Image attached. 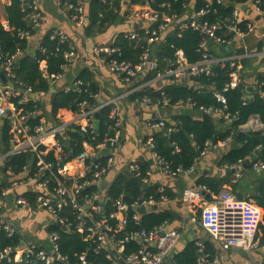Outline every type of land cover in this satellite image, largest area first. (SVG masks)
<instances>
[{"label": "built area", "instance_id": "obj_1", "mask_svg": "<svg viewBox=\"0 0 264 264\" xmlns=\"http://www.w3.org/2000/svg\"><path fill=\"white\" fill-rule=\"evenodd\" d=\"M136 1V2H134ZM207 4L204 8L192 13L187 21L180 23L182 29H192L201 37L200 48L202 50L201 59L195 64H188L181 52H177V65L165 71H159L158 63L153 54L152 47L159 44L161 37L169 30L170 26L175 22V15H168L164 11L153 7V0H124L125 15L124 20L130 25V28L124 32L128 40L138 38L136 29L143 32L146 42V48L139 58V62L133 64L126 60H118L113 56L119 51L118 48L107 46H94L92 52L104 56L107 69L110 73L118 75L125 84L131 87L122 95L111 100L99 102L97 106L87 107L86 102L79 104V111H69V118L59 120L52 127L48 125L46 119L41 117L39 124L32 129L27 124L29 116L36 115L34 112H25L22 108L27 99L32 97L43 98L44 93L33 91L31 87L15 78L13 72L20 51L6 57L0 63V71L6 78V83L0 79V118H6L10 122L11 146L6 153L0 154V165L3 164L7 157L21 152H30L37 160V170L33 174H29L26 170L21 178L12 177L8 181L7 187L1 190L0 199L5 200L7 196H11L14 203L21 208L37 207L48 213L53 223H61L65 225L57 216L63 207L71 205L78 213V222L76 230L79 233L86 234V240L94 244L93 252L97 254L99 251L108 252L106 259L110 264H175L172 260V251L180 239V232L169 229L167 224H161L150 230L139 229L129 232L122 240L114 239V232L122 230L126 226V212L128 207L120 200L114 202V210L106 217L99 220H93L91 214L77 202V196L88 186H98L105 180L113 165L112 151L118 146L120 141L121 119L119 117L118 103L120 99L129 97L131 94L139 92L145 88L158 84L166 77H174L177 83L184 80H193L194 77L204 75L210 77L215 67L224 69L228 78V83L223 91L235 89L238 86L252 87V93H256L264 100V91L261 89L262 83L258 80V76L264 77V40L260 45L256 42L250 44L247 37L257 27V21L251 17V14L257 17L258 22L264 27V0H247L244 4H236L232 0H206ZM21 6H27L32 12L31 17L36 20L39 18L38 7L29 0H19ZM230 2L234 3L232 13L229 17L219 20L216 23H209L200 20L209 13L213 3L217 5H226ZM63 11L67 14L70 22L75 28L84 30L87 24L86 0H60ZM162 7H169L162 4ZM160 6V7H161ZM243 7V9H242ZM247 14V15H246ZM135 24H141L134 28ZM244 24L245 28L240 25ZM153 26L156 28L153 29ZM5 30H9L8 24L3 25ZM28 32H20L19 36H27ZM229 38H228V37ZM51 38H58L60 42H67L69 50L64 53L65 63L62 70L65 72L73 60L75 59V44L63 32L54 30ZM224 48H229L226 52ZM253 63L259 70L250 76L247 74L248 63ZM155 71L156 75L152 79L141 80L140 76L146 72ZM262 71V72H261ZM262 74H261V73ZM63 74L56 75V81L62 78ZM81 84L80 81H73L70 85L65 86L62 90L68 92L70 89H76ZM251 93V94H252ZM251 94L246 90L241 97L243 104L251 99ZM213 96L216 102L221 106L219 108H197V114L210 115L215 120L222 118L225 126H229L234 121V116L224 112L226 108V99L223 93L214 91ZM94 98L99 99V94H94ZM155 110L156 113L170 110H192L194 104L190 99L186 101L180 100L176 104L171 105L170 100L162 95L161 98L151 102L150 98L144 96L138 101ZM105 106H111L112 109L108 118L113 122L114 131L111 135L106 136L103 140L96 142L94 129V115ZM56 118L58 119V113ZM146 126L150 129L164 128V121H148ZM175 126V125H173ZM75 127L81 134L87 135L92 143H84L83 150L75 156H71L68 161H63L66 155V149L62 140L57 136L63 134L69 128ZM242 132H263L264 124L257 115L250 119L242 126ZM174 131L173 127L167 128V134ZM50 138L51 142L47 139ZM232 143L230 138L224 141L212 144L206 142L203 149L199 153V157L203 156L206 151L211 148L218 150H226ZM144 145L151 152L152 157L158 162L163 172L169 176H175L181 173H191L193 168L187 171L181 168L171 170L169 163L159 158L154 152L152 137L145 141ZM43 147V149L41 148ZM48 152H52L57 162L56 171L50 178L42 180V176L49 170L52 165L44 161L43 156ZM174 152H179L175 146ZM70 154V152H69ZM68 154V156H69ZM73 162L76 167L71 170L69 162ZM244 162L238 161L235 164L224 165L223 168L231 170L236 180H239L243 173ZM252 169L259 174L264 173V164L258 162L252 165ZM72 171V172H71ZM128 172L134 176H140L139 166L136 163L128 166ZM6 175L13 176L11 170H7ZM54 184L50 186V180ZM28 187L25 192H35V203L33 205L19 193L18 189ZM159 190L160 200L166 201L167 196ZM199 190L185 189L182 193V201L188 212L198 213L196 206L200 201ZM155 203L152 199L135 204V213L133 220L139 221L140 216L136 209L144 207L147 204ZM91 206V205H90ZM97 210V206L91 207ZM197 224L207 232L211 239L216 242L223 250H241L249 252L254 247L255 238L262 224L263 210L259 208L252 200L238 199L235 193L228 189L221 190L213 197L212 202L205 204L200 208ZM109 220L116 222V227L110 224ZM66 226V225H65ZM68 228V226H66ZM69 230V228H68ZM0 231H3L7 237L19 234L16 228L0 215ZM51 248L49 251L39 248L34 241L23 240L24 247L11 248L7 247L0 251V259L9 257L14 253V260L19 261L23 255L36 256L46 264L52 261H64L56 245L57 235L50 233ZM136 242L139 244L137 251L123 257L122 251L124 243ZM197 251L200 257L195 264H219V260L210 257L206 253L204 245L197 243ZM37 250V251H36ZM20 251L19 257L17 253ZM73 264H92L87 261L85 254L77 258V262Z\"/></svg>", "mask_w": 264, "mask_h": 264}, {"label": "trees", "instance_id": "obj_2", "mask_svg": "<svg viewBox=\"0 0 264 264\" xmlns=\"http://www.w3.org/2000/svg\"><path fill=\"white\" fill-rule=\"evenodd\" d=\"M124 0H86L87 9V24L85 32L92 36L95 33H102L109 27L113 26L115 20L119 16V10ZM153 7L164 11L168 15H175V22L169 27L170 29L164 32L159 44L152 47L153 54L158 63L159 71H165L170 68H175L177 63V52H181L188 64H195L200 61L202 50L200 43L202 37L192 29H182L180 23L187 21L192 16V13L205 7L206 0H153ZM236 4H244L247 0H232ZM136 2V1H134ZM162 4H167L169 7H162ZM161 6V7H160ZM210 11L200 20L209 23H216L232 13V8L226 5H217L213 3ZM5 17L8 23L9 30H5L0 22V63L8 56L20 51V57L13 72L15 78L24 83L32 90L43 92V98L30 96L26 103L22 105L25 112H34L36 115L29 116L27 119L28 126L32 129L39 124L41 117L46 120L52 119L58 122L56 118L60 110L71 112L79 111V104L86 102L87 107H94L99 104L94 94H98L99 88L94 80L92 72L88 69L82 70L76 77L75 81H80L81 84L76 89H70L65 92L62 89H57L52 92L49 97V110L45 107V99L50 93L52 86L58 82L55 77L57 74L65 72L62 70L64 61V53L69 50L67 42H60L58 38H51L52 31H48L41 39L38 47L31 52L28 47V38L34 31V23L31 15V10L27 6H21L19 0H10V4L5 6ZM245 28L244 24L240 25ZM156 26H153V29ZM20 32H28L27 36L20 37ZM138 38L128 40L124 33H119L111 43L112 47L118 48V52L113 56L118 60H126L133 64L139 62L144 49L147 47L143 32L136 29ZM228 37V36H227ZM229 38V37H228ZM25 53V55H22ZM104 57V56H103ZM106 59V58H105ZM107 60V59H106ZM70 65H68L69 67ZM155 71L146 73L144 80L154 78ZM258 80L262 83L261 89L264 91V77L258 76ZM228 83V78L224 69L215 67L213 74L210 77L201 75L194 77L191 84L177 83L174 77H166L158 84L152 87L145 88L139 92L131 94L129 100L139 103L144 96L150 98L153 102L162 95L170 100V104L174 105L178 101H186L190 99L194 104L192 110L180 111L179 114H170L169 119H164L166 128L173 127L174 131L169 134H164L162 130L156 129L152 134L154 152L157 156L167 163L171 170L181 168L184 171L194 168L199 158V153L203 149L206 142L217 144L227 138L232 140V143L226 150L221 151L219 166L235 164L238 161H249L247 170L252 169L254 163L264 164V133L257 132H242L240 126L244 125L250 117L257 115L264 124V100L256 93L251 94L245 104L241 97L246 90L243 86H238L235 89L223 91ZM223 93L226 99V108L224 112L234 116V121L223 127L222 118H216L215 123L204 120L197 114V108H219L221 107L215 100L213 92ZM111 106H105L98 112L99 130L95 134V141L99 142L106 136L111 135L114 130L113 122L108 118L111 111ZM173 111L170 110L169 113ZM49 117H48V116ZM158 121V120H154ZM49 122V121H48ZM171 122V123H170ZM175 125V126H173ZM10 122L6 118H0V154L6 153L11 146ZM60 140L64 137L69 139L70 150H66V155L63 161L71 159L68 156L69 152L73 156L83 150L84 143H92L87 135L81 134L77 128H69L63 134L57 136ZM175 146L179 152H174ZM43 149V147H41ZM45 162L52 165L51 169L43 174L42 180L50 178L56 171L57 162L54 159L53 153L48 152L43 156ZM31 162V163H30ZM37 160L30 152H21L11 155L5 159L0 165V173L5 177V172L11 170L13 176H8V181L15 177L21 178L29 169V174H33L37 170ZM139 166L140 176H134L126 171L118 174L111 181L105 190L103 196L100 194L98 186L91 185L86 187L78 196L77 202L91 214L93 220H99L108 216L114 210V202L120 200L127 205L126 226L117 232H114L116 241L122 240L129 232L139 229L150 230L161 224L170 223L174 217L168 211H152L140 216L139 221L133 220L135 213L134 205L152 199L155 203L160 200V193L157 192L158 187H147L144 189L143 179L147 176L149 165L146 161L136 163ZM228 175L234 173L229 170ZM8 181L0 182L1 190L7 187ZM226 181L219 178H211L206 175H200L195 180L196 187L204 188L210 194L216 196L222 185ZM246 196L247 200H252L259 208L263 210L262 224L259 230L262 233V241L264 243V173L260 174L253 182ZM54 181L50 180V186ZM236 184H231L236 188ZM167 196V190L162 192ZM23 196L30 202L35 203V192H24ZM210 197V196H208ZM91 205V206H90ZM97 206V210H93L92 206ZM57 216L62 222L68 226L66 232L55 223L49 226V233L57 235L56 245L58 252L64 261H52L50 264H73L77 262V258L85 254L88 262L92 264H110L106 259L108 252L99 251L97 254L93 252L94 244L86 240L85 233H79L76 230L78 222V213L71 205L63 207ZM113 227H116L114 220H109ZM24 238L17 234L12 237H7L3 231H0V251L7 247L17 248ZM206 253L212 256L215 251L211 245H206ZM139 248L136 242L124 243L122 256L125 257ZM37 251V250H36ZM200 257L197 247L194 243L188 244L182 251L175 254L172 260L175 264H195ZM0 264H46L35 255H23L19 261L14 260V253L9 254L7 258H1Z\"/></svg>", "mask_w": 264, "mask_h": 264}, {"label": "crops", "instance_id": "obj_3", "mask_svg": "<svg viewBox=\"0 0 264 264\" xmlns=\"http://www.w3.org/2000/svg\"><path fill=\"white\" fill-rule=\"evenodd\" d=\"M29 1L37 5L39 12V18L33 20L35 32L28 38V47L31 52L38 47L41 39L50 30L63 32L75 44V59L67 68L62 78L52 86L50 93L45 99L46 109L49 110L47 101L52 95V92L70 85L84 69L92 72L94 80L98 85V101L101 99L107 101L122 96L131 87L130 84L123 83L118 75L108 71L105 58L102 55L92 52L94 46L111 45L119 33H124L130 28V25L124 20V1L121 4L118 13L119 16L115 20L114 25L104 32L95 33L92 36L87 35L85 30L74 27L67 14L63 11L60 0ZM9 4L10 0H0V22L2 26L8 24L4 8ZM251 17L257 21V27L247 37V41L250 44L256 42L257 46H259L260 41L264 40V27L258 22L256 16L251 14ZM246 70L250 76H253L254 73L259 71L252 62L248 63ZM146 73L143 77L140 76L141 80L145 78ZM182 83L191 84L190 80H184ZM128 98V96L124 97L118 103L119 117L121 119L120 141L111 153L114 161L104 181L109 184L118 174L128 171L130 164L146 161L149 165V170L147 171V176L143 179L144 189L156 186L158 187V193L159 190H167L169 195L167 194V200L164 202L159 200L157 203H150L144 207L146 208V213L152 211H168L173 215L174 219L166 224L169 229L180 232V239L172 251V256L182 251L190 243H194L195 246L197 243H202L205 251L207 244L213 247L215 253L210 257L216 256L219 264H264V243L260 230L257 233L254 247L251 251H225L197 224L200 208L205 204L211 203L214 195L208 191H204L202 187L195 186L196 178L202 174L211 178H219L226 181L222 185L221 190L228 189L232 193L240 195L242 199H246L249 189L260 174L253 169L247 170L246 167L243 169L241 178L236 180L233 175H228L229 170L224 169L218 164L221 151L223 150L214 148H211L209 151L207 150L203 156L198 158L191 173H181L175 176L165 174L144 143L156 131L155 129L148 128L146 123L159 119L163 121L166 118L169 119L170 113L167 112L166 117L158 116L160 113L166 111L156 113L153 108L142 103L131 102ZM69 114L67 110H60L58 112V121L68 119ZM46 121L51 127L57 124L50 117ZM222 124L225 127L224 123ZM47 141L51 142L50 138ZM62 142L65 149L70 150L69 139L64 137ZM75 167L76 165L70 161L69 168L73 170ZM8 179V175L5 174L4 177L0 173V182L2 180L7 182ZM237 182L236 188L232 187L231 184H236ZM26 189L28 187L19 188L18 192L23 193ZM185 189L199 190L201 195L200 201L198 200L196 204L198 213H190L186 210L185 204L182 201V193ZM103 191H100L102 196ZM0 215L16 228L24 240L34 241L39 248L47 251L50 250L51 241L48 230L53 220L46 211L38 209L37 207L29 209L21 208L14 203L11 196H7L5 200L0 199ZM138 215L141 216L140 214ZM19 255L20 251L16 257H19Z\"/></svg>", "mask_w": 264, "mask_h": 264}, {"label": "water", "instance_id": "obj_4", "mask_svg": "<svg viewBox=\"0 0 264 264\" xmlns=\"http://www.w3.org/2000/svg\"><path fill=\"white\" fill-rule=\"evenodd\" d=\"M227 6L230 7V8H232V7L234 6V3H233V2H230V3L227 4ZM242 9H243V7H242ZM137 26L140 27L141 24H135V25H134V28H136ZM224 50H225L226 52H228V51H229V48H224ZM22 55H25V53H23ZM0 79H1L2 82H5V83H6V78L4 77V75H3V73H2L1 71H0ZM246 91H247L248 93H251V92L253 91V88H252L251 86H250V87H247ZM103 101H104V100L101 99L99 102L101 103V102H103ZM179 113H180L179 110H173V111L170 112V114H179ZM98 116H99L98 113H96V114L94 115V118H95V119H94V129H95V133H97L98 130H99ZM158 116H164V117H166V116H167V112L160 113ZM201 118L204 119V120H209V121L215 123V119H214L213 117H211L210 115H202ZM162 132H163L164 134H167V128H166V127L162 128ZM0 139H1V135H0ZM69 156L71 157V156H72V153H70ZM30 163H31V162H30ZM248 163H249V161L246 160V161L244 162L243 167L246 168L247 165H248ZM107 185H108V183H107L106 181H103V182L99 185V189H100V191H103V190L107 187ZM237 197H238V199H241V200H242V197H241L240 195H237ZM136 211L138 212V214L143 215V214L146 213V208H145V207H139V208L136 209ZM55 224H56L57 226H59L62 230L66 231V232L68 231V228H67L65 225H62V224L59 223V222H57V223H55ZM20 247H24V242H21V243H20ZM120 262H121V264H123L122 261H120Z\"/></svg>", "mask_w": 264, "mask_h": 264}]
</instances>
